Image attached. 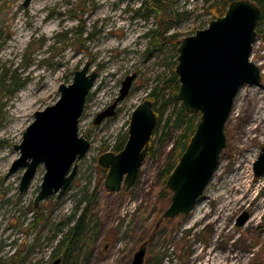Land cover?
<instances>
[{"label":"rangeland","instance_id":"374dc122","mask_svg":"<svg viewBox=\"0 0 264 264\" xmlns=\"http://www.w3.org/2000/svg\"><path fill=\"white\" fill-rule=\"evenodd\" d=\"M23 1L0 0V264H52L67 223L83 211L80 238L68 264H130L142 246L143 264H264V175L256 178L252 171L264 147V120L250 130L255 112L264 116L260 38L255 57L262 60L258 65L262 81L238 91L225 125V147L210 182L188 215L160 220L170 197L163 193L158 169L167 159L176 130L164 139L159 127L151 156L128 190L106 191L105 175L96 161L127 140L135 106L154 89L162 95L158 89L175 71L177 54L171 43L152 49L145 36L158 28L161 16H138L140 0H32L28 7L22 6ZM206 2L170 0L178 16H172L167 35H175L180 43L206 28L211 20ZM86 62L97 78L78 134L90 148L76 161V176L64 195L34 206L44 167L38 166L27 190L20 193L24 170L7 176L19 156L14 147L34 112L53 105L59 85L71 84L73 72ZM127 76L134 79L114 116L94 124L96 116L119 96ZM169 91L163 92L165 100ZM173 106L159 98L153 109L163 113L164 120ZM243 182L242 191H236L237 183ZM242 213L248 219L237 226ZM208 251L212 253L207 256Z\"/></svg>","mask_w":264,"mask_h":264},{"label":"water","instance_id":"95a60500","mask_svg":"<svg viewBox=\"0 0 264 264\" xmlns=\"http://www.w3.org/2000/svg\"><path fill=\"white\" fill-rule=\"evenodd\" d=\"M31 1L24 0L22 6L28 7ZM259 17L260 9L255 3L232 1L223 16L210 20L206 28L183 38L177 46V98L186 113L199 114V121L166 180L170 202L160 220L185 216L193 210L218 166L226 143L225 125L238 91L243 86H259L262 81L261 69L249 60L252 45L259 38L264 43V28L260 36L256 32ZM96 78L97 73L90 71L89 62L74 71L71 84L59 85L57 101L34 112L20 144L14 147L19 156L11 164L7 176L24 170L18 188L20 193L27 190L38 166L44 167L34 206L53 196L60 199L64 195L76 176V161L90 148V143L78 134V124ZM133 79L134 76H127L122 81L119 96L96 116L94 124L114 116ZM156 123L157 115L150 100L145 99L135 106L123 148L97 159L98 166L107 171L106 191L119 193L133 185L146 159ZM252 171L256 178L264 175V147ZM247 219L248 215L242 213L236 225L242 226ZM144 256L142 246L130 264H143ZM52 264H60V259Z\"/></svg>","mask_w":264,"mask_h":264},{"label":"trees","instance_id":"16d2710c","mask_svg":"<svg viewBox=\"0 0 264 264\" xmlns=\"http://www.w3.org/2000/svg\"><path fill=\"white\" fill-rule=\"evenodd\" d=\"M170 0H140L141 4L136 10L138 16L149 17L151 15L161 16L160 21H158V28L155 30H149L146 33V38H148V45L152 49H161L163 45L171 43L173 51L177 54V46L179 41L175 35H167L168 30L170 29L171 24H173L172 16H174V11L172 10L171 5L169 4ZM236 0H207V9L206 11L211 16V20L221 17L224 15L225 10L228 4ZM255 3L260 9V17L256 25V32L258 36L261 35L264 26V0H249ZM171 16V17H170ZM175 15L174 17H177ZM79 37L81 34H77ZM1 48V44H0ZM178 78L175 71L172 72L170 80L162 85L158 89L162 95H157V89H154L148 96L152 104L154 105L157 99H162L164 104L172 103L174 106L173 112L163 120V113H156L157 123L152 132L151 138L149 140L148 152L146 158L151 156V149L153 148L152 139L157 135L158 129L160 127L161 134L163 138H168L172 131L176 130L177 133L174 137L173 145L167 155V159L158 169V177L161 179L163 193L169 194L170 192L166 189V180L168 176L172 173L176 164L178 163L182 153L184 152L186 146L192 135L194 134L196 125L199 121V114H188L181 107L180 102L177 98L178 92ZM165 89L170 91L166 95V100L164 99L163 92ZM126 142V138L123 139L122 143H118L111 148L112 153L119 152ZM105 150V149H104ZM97 164V161H96ZM98 165V164H97ZM103 169V168H101ZM103 174H106V170L103 169ZM139 174V173H138ZM138 178V176H137ZM136 178V179H137ZM167 194V195H168ZM170 200V198H169ZM84 217V211L80 217L73 222V219L67 223V231L64 232L59 239L57 246L55 247L51 258L60 259V264H68L71 261L73 252L76 250L79 238L80 230L82 225V220ZM18 260V259H17ZM16 260V261H17ZM71 264H83L77 262H71Z\"/></svg>","mask_w":264,"mask_h":264},{"label":"bare ground","instance_id":"6f19581e","mask_svg":"<svg viewBox=\"0 0 264 264\" xmlns=\"http://www.w3.org/2000/svg\"><path fill=\"white\" fill-rule=\"evenodd\" d=\"M259 111L258 112H255V116L254 117H252L251 118V124H252V127L250 128V130H254V129H256L258 126H259V124L258 123H262L263 122V120H264V116H261V115H259ZM257 115V116H256ZM263 134H264V131H263ZM238 176V175H237ZM239 176H242V178H244V179H246L245 178V175H244V173H241V175L239 174ZM240 180V178H238V180H237V182ZM245 183H249V180H248V178L246 179V182ZM244 184V182L242 183V184H240V183H237V187L235 188V190L236 191H242V185ZM244 190H246V186H245V189ZM235 200H238V198H236ZM211 253H212V251H208V252H206V254H207V256L208 255H211ZM215 257V256H214Z\"/></svg>","mask_w":264,"mask_h":264},{"label":"built area","instance_id":"2783aa9c","mask_svg":"<svg viewBox=\"0 0 264 264\" xmlns=\"http://www.w3.org/2000/svg\"><path fill=\"white\" fill-rule=\"evenodd\" d=\"M258 45H259V42L258 41H256L252 45V50H251V54H250V58H249V60L252 61L253 63H255L257 66L260 65L261 64V61H262V60L258 61L256 59V57H255V56H257V53H259V51H260V50L258 51V49H259ZM261 53H263V52H261Z\"/></svg>","mask_w":264,"mask_h":264},{"label":"flooded vegetation","instance_id":"af4514ba","mask_svg":"<svg viewBox=\"0 0 264 264\" xmlns=\"http://www.w3.org/2000/svg\"><path fill=\"white\" fill-rule=\"evenodd\" d=\"M112 153V152H111ZM106 175V174H105ZM123 190V189H122Z\"/></svg>","mask_w":264,"mask_h":264}]
</instances>
